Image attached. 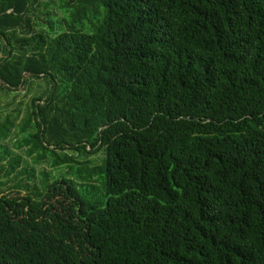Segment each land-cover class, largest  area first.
I'll list each match as a JSON object with an SVG mask.
<instances>
[{"label":"trees","instance_id":"trees-1","mask_svg":"<svg viewBox=\"0 0 264 264\" xmlns=\"http://www.w3.org/2000/svg\"><path fill=\"white\" fill-rule=\"evenodd\" d=\"M35 78L2 170L69 171L0 194V264H264V0H0V86Z\"/></svg>","mask_w":264,"mask_h":264},{"label":"rangeland","instance_id":"rangeland-1","mask_svg":"<svg viewBox=\"0 0 264 264\" xmlns=\"http://www.w3.org/2000/svg\"><path fill=\"white\" fill-rule=\"evenodd\" d=\"M53 1L56 2V0ZM56 6H58L57 3ZM38 9L39 11L36 12L37 14H35L34 19L39 21L37 19L39 16L45 20V10L40 7H38ZM53 11L60 13L57 8ZM35 81L34 91L32 93L30 92V95L28 93L18 91L10 93L5 91L2 86H0V123L8 115L14 116L17 113L20 116L16 121V124L20 123L22 118L27 113L28 108H30L32 99L37 96L39 92H45V89L48 86L46 78H35ZM30 90L31 89L29 88V91ZM8 144L16 154L24 157V165H22V167L15 174L7 177L5 176V171L2 170L0 164V194L4 196L17 197V195H19L18 192H20L21 197H26L29 195V192H34L35 187H37V191H35L34 194L42 195L45 192L44 188L48 184L53 183L56 179H62L63 175H65V177L68 175L69 169L66 166L54 169L50 165V157H48L42 164H36L35 157H29L25 152L26 149L18 150L10 141ZM65 152L73 158L74 162L85 163L88 167L101 166L103 164V158H105L104 150L92 155H88L84 152L80 154L79 152L69 150ZM32 169H35V175L31 178L30 175L24 171L28 170L29 172H32ZM44 173L46 176H43ZM96 179L97 181L94 185H97L99 191L102 192V185L101 182L98 181V175L96 176Z\"/></svg>","mask_w":264,"mask_h":264}]
</instances>
